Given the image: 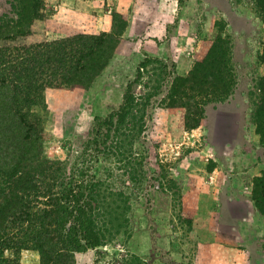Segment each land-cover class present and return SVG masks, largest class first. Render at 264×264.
Masks as SVG:
<instances>
[{
	"label": "rangeland",
	"instance_id": "rangeland-1",
	"mask_svg": "<svg viewBox=\"0 0 264 264\" xmlns=\"http://www.w3.org/2000/svg\"><path fill=\"white\" fill-rule=\"evenodd\" d=\"M118 1L45 0L30 36L11 44L99 34ZM164 2L173 6L170 16L158 6L145 10L153 31L132 36V49L88 90L47 89L36 109L44 128L43 157L60 159L68 172L79 163L90 165L105 193L113 194L109 211L120 224L128 219L119 233L114 222L107 226V244L75 253L76 264H264V256L256 255L257 249L264 253V217L252 200L253 178L264 169V144L254 122L264 75L257 0ZM16 6V0H0V22L14 17ZM218 34L227 40L235 84L227 98L205 106L198 128L184 130L181 111L166 107L171 81L187 75L201 58L204 40ZM129 85L136 105L112 137L108 157L97 160L85 147L93 119L119 108ZM235 199L240 201L232 205ZM249 202L254 214L241 216ZM13 256L7 250L3 258ZM17 258L40 264L31 249Z\"/></svg>",
	"mask_w": 264,
	"mask_h": 264
},
{
	"label": "trees",
	"instance_id": "trees-1",
	"mask_svg": "<svg viewBox=\"0 0 264 264\" xmlns=\"http://www.w3.org/2000/svg\"><path fill=\"white\" fill-rule=\"evenodd\" d=\"M16 2L15 16L0 22V264H22L17 256L29 249L38 253L40 264H76L75 253L107 244V226L114 222L119 233L128 219L120 224L116 212L109 211L113 194L105 193L90 165L79 163L68 172L60 159L43 157L44 128L36 109L44 105L47 89L88 90L113 58L128 18L113 10L109 31L11 44L30 36L45 0ZM257 4L264 22V0ZM229 54L220 34L205 39L201 58L188 74L172 79L166 107L181 111L184 130L198 128L205 106L232 92ZM261 60L264 64V47ZM259 90L254 122L264 144V75ZM134 100L129 85L119 108L94 117L85 147L97 160L108 157ZM252 200L264 217V169L253 178ZM7 250L14 256L3 258Z\"/></svg>",
	"mask_w": 264,
	"mask_h": 264
},
{
	"label": "crops",
	"instance_id": "crops-1",
	"mask_svg": "<svg viewBox=\"0 0 264 264\" xmlns=\"http://www.w3.org/2000/svg\"><path fill=\"white\" fill-rule=\"evenodd\" d=\"M120 1L121 2H119V1L117 2L118 6H124V4L127 3V6H126L127 9H120L119 10L118 6H116V5H115V7H116L115 9L118 12L124 13L125 15L127 14L128 27H127V29H126V31H125V33H124V35H123V37H122V39L120 41L115 53H114V56L111 59L109 65L119 55H123V54L126 55L127 52L132 49V44L134 42H130L129 41V39L132 36L146 34V33H150V31H153V25H151V22H152L151 21V19H152L151 15H149V13L147 11H145V10H147V9L155 10V6H158V9L161 11L160 13L163 16H165V17H169L171 13L169 12L168 9H169V7L171 8V7L174 6L172 1H171V4H173V6L171 4H167V2H164V0H137V1L136 0H120ZM135 1L138 2V4H139L138 8H136L135 5H134ZM130 4H132V6L134 8L131 7ZM112 9L113 8H111L109 16L108 15L105 16L106 21H105V25H104L105 27L103 28L104 31H109V28H110V15H111ZM126 36H129V38H125ZM108 66L104 69V71L108 68ZM239 201L240 200L235 199L232 202V205L236 204ZM232 205H231V209H230V204H229V212L232 211V210H233V212L235 211V207H232ZM251 212L254 214L255 210H254V207H253L252 203L249 202L248 204H246V212H245V214H242L241 216H246V215L249 216V214ZM232 215H233V217H236V214H232ZM231 228H232V226H231ZM231 233H232V231H230V234ZM239 240L240 239H238V241ZM256 255L262 258L264 256V253H261L260 250L257 249V254ZM233 264H236V263H233Z\"/></svg>",
	"mask_w": 264,
	"mask_h": 264
}]
</instances>
